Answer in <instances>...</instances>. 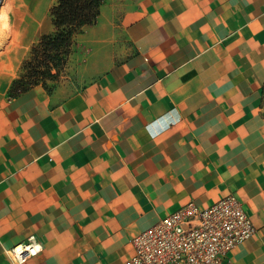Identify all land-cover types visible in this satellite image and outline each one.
Segmentation results:
<instances>
[{"label": "crops", "instance_id": "1", "mask_svg": "<svg viewBox=\"0 0 264 264\" xmlns=\"http://www.w3.org/2000/svg\"><path fill=\"white\" fill-rule=\"evenodd\" d=\"M56 0H27L0 48V264H127L133 237L189 200L233 193L264 264V0H104L46 89L10 96ZM69 74V76H70Z\"/></svg>", "mask_w": 264, "mask_h": 264}, {"label": "built area", "instance_id": "2", "mask_svg": "<svg viewBox=\"0 0 264 264\" xmlns=\"http://www.w3.org/2000/svg\"><path fill=\"white\" fill-rule=\"evenodd\" d=\"M257 227L237 195L230 193L211 206L189 200L133 237L135 253L127 264H235L233 249ZM9 253L15 264L41 254L35 235Z\"/></svg>", "mask_w": 264, "mask_h": 264}, {"label": "trees", "instance_id": "3", "mask_svg": "<svg viewBox=\"0 0 264 264\" xmlns=\"http://www.w3.org/2000/svg\"><path fill=\"white\" fill-rule=\"evenodd\" d=\"M104 0H56L50 8L52 31L42 34L31 46L30 56L9 89L17 96L33 86L51 90L68 66L75 38L87 25L97 22Z\"/></svg>", "mask_w": 264, "mask_h": 264}, {"label": "rangeland", "instance_id": "4", "mask_svg": "<svg viewBox=\"0 0 264 264\" xmlns=\"http://www.w3.org/2000/svg\"><path fill=\"white\" fill-rule=\"evenodd\" d=\"M27 6V0H2L0 5V20L6 19L10 23L11 28L8 32L0 34V48L14 39L13 36L17 30L19 31L18 28L24 25V23L22 24V20L27 18L25 17L28 9ZM16 34H18V32ZM69 74L70 72L67 69L63 70L59 79L55 82H51V84L56 85L62 80L70 77L73 79L74 76L71 74L69 76Z\"/></svg>", "mask_w": 264, "mask_h": 264}, {"label": "clouds", "instance_id": "5", "mask_svg": "<svg viewBox=\"0 0 264 264\" xmlns=\"http://www.w3.org/2000/svg\"><path fill=\"white\" fill-rule=\"evenodd\" d=\"M10 28H11V25L6 19L0 20V34H4L8 32Z\"/></svg>", "mask_w": 264, "mask_h": 264}, {"label": "water", "instance_id": "6", "mask_svg": "<svg viewBox=\"0 0 264 264\" xmlns=\"http://www.w3.org/2000/svg\"><path fill=\"white\" fill-rule=\"evenodd\" d=\"M1 3H2V0H0V5H1Z\"/></svg>", "mask_w": 264, "mask_h": 264}]
</instances>
